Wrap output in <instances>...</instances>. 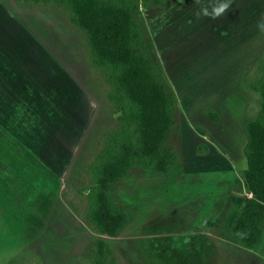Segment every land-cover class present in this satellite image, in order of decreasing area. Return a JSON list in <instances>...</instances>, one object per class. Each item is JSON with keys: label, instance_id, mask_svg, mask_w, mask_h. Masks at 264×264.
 Returning <instances> with one entry per match:
<instances>
[{"label": "rangeland", "instance_id": "rangeland-1", "mask_svg": "<svg viewBox=\"0 0 264 264\" xmlns=\"http://www.w3.org/2000/svg\"><path fill=\"white\" fill-rule=\"evenodd\" d=\"M114 1L137 4L146 42L160 45L165 83L177 99L166 149L180 163L165 176L133 168L116 184L114 203L134 218L118 238H106L109 264H264V219L250 249L235 242L226 223L233 197L253 199L245 186L244 120L260 106L245 88L264 76V0H248L251 40L229 41L233 33L218 16L201 21L205 39L189 33L193 40L170 43L165 18L172 30L186 27L180 8L187 0H167L168 8ZM227 1L233 20L243 0ZM58 67L92 101L86 114ZM109 74L95 65L87 35L63 5L0 0V85L8 90L0 100V264L94 263L100 235L88 219L91 168L127 128ZM210 110L222 116L219 123L208 119Z\"/></svg>", "mask_w": 264, "mask_h": 264}, {"label": "trees", "instance_id": "trees-1", "mask_svg": "<svg viewBox=\"0 0 264 264\" xmlns=\"http://www.w3.org/2000/svg\"><path fill=\"white\" fill-rule=\"evenodd\" d=\"M45 1L63 5L72 22L87 35L95 65L110 73L108 79L115 87L112 100L120 105V118L127 127L122 132L124 137L116 136L108 142L91 168L94 186L88 219L100 235L93 264H109L111 251L106 238H118L134 218L132 209L114 203L116 184L133 168L165 176L180 163L177 154L166 149L177 99L165 83L154 46L146 42L136 20L137 4L114 0ZM165 2L153 0L150 6L161 7ZM245 89L258 96L260 106L254 119L244 120L248 140L245 186L253 199L243 202L233 197V209L226 223L235 242L250 249L261 240L260 223L264 219V76ZM207 117L213 123L220 122L212 110ZM197 132L204 135L200 128Z\"/></svg>", "mask_w": 264, "mask_h": 264}, {"label": "crops", "instance_id": "crops-1", "mask_svg": "<svg viewBox=\"0 0 264 264\" xmlns=\"http://www.w3.org/2000/svg\"><path fill=\"white\" fill-rule=\"evenodd\" d=\"M251 2L252 1L243 0L242 1L243 4L242 3L241 4L243 5L244 9L241 7L240 11L238 10V12H237L238 16L232 20L230 18L231 3H229L227 0H224V3H227L229 5V7L225 11V13L220 15L224 19L223 21H221V25H223V28L228 30V31H226V33H228V32H229L228 34H230V32L233 33V36L229 41H236V38H238L240 40L241 37H244V40H251L253 38L254 27H251L250 23H248L249 19L247 17V14H248L247 9L251 10L253 8V5ZM182 3L183 4L181 5L180 13L183 15L181 17H185V19L180 18V20H181V22L183 20H185L187 26L183 27L182 29H179L180 26H177V24H176L178 29L172 30V29H170V27H168V23H169V21H171L170 18H165V25H164L165 29H164L163 39L169 43L172 40H181V39L186 40L188 38V36H190L189 33H191L193 35H199L203 39H205V35H203V34L209 33V31L207 28H205V23H202V25H200V23H201V21L211 23L214 20H218L217 17L216 18L212 17V13H213V9L215 7H218L219 4L216 2H213L212 0H187V1H182ZM168 4H169V1L167 3V0H166L165 4L161 7L162 8L163 7L168 8V6H167ZM161 7H157V8H161ZM205 11H207L208 15L204 14ZM186 17H191V18H186ZM234 22L237 23L238 26L235 29H233V32H232V28H231L232 26L231 25L234 24ZM209 23L207 25H209ZM263 24H264V19L261 20L260 22H258V25H260V26ZM180 25H182V24H180ZM259 35L261 36L262 34H259ZM155 36L157 38V36H158L157 32L155 33ZM222 38H223V36H222ZM154 39H155V37H154ZM226 39H228V38H226ZM187 40H193V39L190 36V38H188ZM154 48L156 50V53H157V51L160 50V45H158V43L156 44V41H155ZM263 50H264V48H262V51H261L262 53H264ZM157 55H158V53H157ZM252 63H253V61L251 62V64L249 66H251ZM249 66L243 71L244 73H247V69L248 70L250 69ZM58 69L64 75L65 82L67 84H69L70 86L73 85L75 87V92L79 95V97L81 98V101L87 105L88 109L87 108L84 109L85 110L84 112L86 114L88 111H90L92 109V101L87 96V94L80 89L78 84L72 78H71L72 80L70 79L69 75L66 72L61 70V68H59V67H58ZM244 81H245V78H244L243 82ZM5 95H8V90L4 85H0V100L1 99L3 100L2 97H4ZM2 115H3V113L0 112V120H5V118ZM220 115H221V113H220ZM221 118H222V116L220 117V120H221ZM73 129H75V128H73Z\"/></svg>", "mask_w": 264, "mask_h": 264}, {"label": "clouds", "instance_id": "clouds-1", "mask_svg": "<svg viewBox=\"0 0 264 264\" xmlns=\"http://www.w3.org/2000/svg\"><path fill=\"white\" fill-rule=\"evenodd\" d=\"M229 5L227 3H220L218 7H215L213 9L212 17L216 18L220 16L221 14L225 13V11L228 9ZM205 15H208L207 11L204 13ZM262 29H264V25L260 26Z\"/></svg>", "mask_w": 264, "mask_h": 264}]
</instances>
